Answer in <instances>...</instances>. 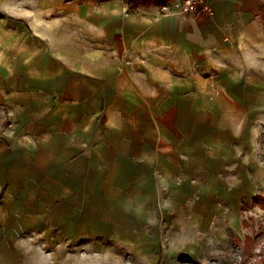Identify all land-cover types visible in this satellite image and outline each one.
I'll return each instance as SVG.
<instances>
[{"label": "rangeland", "instance_id": "obj_1", "mask_svg": "<svg viewBox=\"0 0 264 264\" xmlns=\"http://www.w3.org/2000/svg\"><path fill=\"white\" fill-rule=\"evenodd\" d=\"M34 36L0 20V264H264V210L252 202L264 196V90L244 92L254 105L221 117L205 148L177 133V151L172 131L158 148L156 123L147 109L123 107V93L101 104L85 96V139L66 155L68 171L50 170L46 135L35 130L41 112L26 111L37 93L13 74L23 39Z\"/></svg>", "mask_w": 264, "mask_h": 264}, {"label": "crops", "instance_id": "obj_2", "mask_svg": "<svg viewBox=\"0 0 264 264\" xmlns=\"http://www.w3.org/2000/svg\"><path fill=\"white\" fill-rule=\"evenodd\" d=\"M174 1L130 7V0H0V20L38 34L23 39L28 46L19 47L13 74L18 86L30 79L37 93L33 100L39 103L26 111L41 112L35 130L46 135L50 170L68 171L66 155L85 139L78 131L85 96L101 104L123 93V107L147 109L160 150L169 147L166 132H173L168 140L175 151L177 133L204 147L223 129L221 117L254 105V96L243 93L264 90L253 78L264 76V0H207L211 13L158 14L159 6ZM64 16L77 18L65 22ZM117 53L124 60L121 72Z\"/></svg>", "mask_w": 264, "mask_h": 264}, {"label": "built area", "instance_id": "obj_3", "mask_svg": "<svg viewBox=\"0 0 264 264\" xmlns=\"http://www.w3.org/2000/svg\"><path fill=\"white\" fill-rule=\"evenodd\" d=\"M207 0H175L172 4H163L158 7L157 12L161 15L166 14H185L193 13L199 9H203L211 13L206 6Z\"/></svg>", "mask_w": 264, "mask_h": 264}, {"label": "trees", "instance_id": "obj_4", "mask_svg": "<svg viewBox=\"0 0 264 264\" xmlns=\"http://www.w3.org/2000/svg\"><path fill=\"white\" fill-rule=\"evenodd\" d=\"M162 1L163 0H130L129 6L130 7H138V6H141V5L149 6L150 4H154V3L155 4H160ZM252 202L254 204L259 205L264 210V196H263V194H260V193L255 194L254 197L252 198ZM245 239H246L245 248H246V250L250 251V255H251L252 254V248L250 246V238L249 237H245ZM260 262H262V261H260ZM263 263H264V259H263ZM243 264H245V262Z\"/></svg>", "mask_w": 264, "mask_h": 264}]
</instances>
